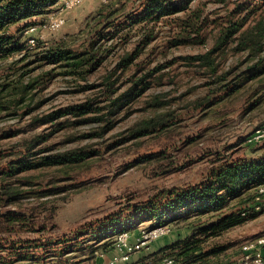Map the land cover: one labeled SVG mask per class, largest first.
<instances>
[{"label": "rangeland", "instance_id": "1", "mask_svg": "<svg viewBox=\"0 0 264 264\" xmlns=\"http://www.w3.org/2000/svg\"><path fill=\"white\" fill-rule=\"evenodd\" d=\"M147 1L83 0L65 13V25L42 33L43 41L38 45L0 60V171L11 170L24 160L34 165L65 152H92L82 164L30 169L10 180L22 183L23 190L31 193L18 206L7 209L33 210L38 219L36 228H41L38 233H26L18 227L9 235L16 246L28 241L46 244L51 256L58 238H74L71 233L86 225L99 231L110 228L115 219H130V214L157 200L160 193L200 182L217 154L250 159L256 156L252 150L264 142L249 143L258 131L264 133V52L255 57L249 51H236L232 39L215 55V77L191 59L214 47L230 16L237 19L258 6L245 30L264 20V6L257 5L258 0H192L176 15L142 24L138 20ZM197 15L201 16L199 32L188 33V41L177 42L188 35L184 33L186 20ZM50 48L89 52L83 58L93 56L100 64L92 72H84L89 68L86 65L72 73L69 70L74 68L64 64L73 60L51 63L43 59ZM130 55L132 64L122 68V59ZM259 62L261 67L254 70ZM254 72L263 73L255 77ZM108 76L116 82L112 95L106 93L104 85ZM145 76L148 85L144 92L122 100L121 108L109 114L112 102L131 89V81ZM87 102L93 111L76 116L75 107ZM164 114L170 115L167 129L132 135L143 122ZM46 115H52L54 121L35 123L36 117ZM160 154L161 158L146 161ZM50 190L61 193L45 195ZM52 206L56 208L55 228L46 219ZM181 214L187 220L172 225L173 233L167 237L170 241L185 238L197 220L209 216L189 217L185 210ZM175 217L166 214L164 220ZM145 222L151 221L138 224ZM43 224H47V231H43ZM139 229L131 230L136 231L133 235ZM263 232L264 212L212 240L229 246L214 264H233L241 244ZM86 238L85 248L99 244L92 237ZM72 258L73 264L84 262L82 251Z\"/></svg>", "mask_w": 264, "mask_h": 264}, {"label": "trees", "instance_id": "2", "mask_svg": "<svg viewBox=\"0 0 264 264\" xmlns=\"http://www.w3.org/2000/svg\"><path fill=\"white\" fill-rule=\"evenodd\" d=\"M190 1L192 0H148L142 6L143 10L138 21L142 24H148L159 21L165 16L176 15L184 11L185 4ZM47 2L48 0H0V60L29 51L24 32L30 25L37 23L32 21L42 15ZM257 3L259 6H264V0H258ZM238 9L243 12L242 7ZM257 9H259L258 6L252 10H247L245 15L237 19L230 16L228 25L221 30L215 40L214 47L205 55L191 58L192 61L202 64L210 71L211 76L215 77L218 73L215 55L223 50L232 39L236 51H249L252 56L259 57L264 52V20H260L252 27L244 30L249 17ZM200 19L201 16L197 15L186 20L184 33H189L191 36L193 32L198 33L202 27L198 24ZM189 34L176 41H188L190 39ZM46 53L47 55L43 59L51 63L73 60V62L64 64L65 67L74 68V70H69L72 73H78L79 69L86 65L89 68L84 72H92L100 64L99 60L95 59L94 61L93 56L83 58L89 52L74 53L50 48ZM132 57L130 55L123 58L121 67L128 69L132 64ZM260 62L255 64L254 70L261 67ZM262 73L254 72L252 75L257 77ZM112 78L113 76H108L104 82L106 93H111V95L117 90L114 88L116 82H113ZM221 78L223 76H219V79ZM146 80L147 76L142 79H133L131 81L132 87L125 92V96L122 95L112 102V110L109 114H113L121 108L122 100L129 101L137 95H141L148 85ZM137 87L140 88L135 92ZM74 111L76 116H85L93 109L91 103L87 102L76 106ZM169 116L164 114L143 122L132 131V135L139 137L154 132H162L171 123ZM54 119L52 115H46L36 117L34 121L37 125H44L50 121L53 122ZM107 123L111 122L107 121ZM104 134L105 130H103ZM97 135L101 137L102 133ZM32 145L30 143V146L34 148L35 146ZM258 145L252 150L256 156L250 159L245 157L234 159L223 154H217V158L212 161L213 166L200 182L160 193L157 200L137 208V212L130 214V219H115L110 228H102L99 231L97 229L91 230L86 225L76 233H71L74 238L68 239L69 236L66 235L63 238H58L57 246L50 251L52 252L51 256H49L50 253L46 244L41 245L35 242L31 244L28 241L26 245L16 246V243H11L9 235L17 232L18 227H22L26 233H38L41 228H36L38 219L33 210H25L22 207L15 210L7 209L9 206H18L20 201L25 199V196L30 192L23 190L22 183H18V181L13 183L10 180L30 169L82 164L92 157V152L80 149L43 158L34 165L28 164L27 160L15 164L11 170L0 171V264H73L72 255L79 251L84 254L85 250L88 249L84 246L85 241L83 239L86 237H92V240L99 243L105 241L98 250L107 253L112 248L114 237L118 233L134 230V227L123 228L122 225L133 221L154 220V223L172 227L173 224L187 220V216H181L183 215L181 210H185L184 215H189V217L201 219L203 216H209L205 220H197L192 226L191 233L185 238L140 259L141 264H161L169 258L173 259L175 264H214V260L226 252L229 246L213 243L212 240L222 237L234 228L247 224L262 213L255 212L253 209L257 191L264 184V142H259ZM162 156L163 154L150 156L146 158V161ZM56 193H61V191L50 190L45 195H55ZM45 195L43 197H47ZM165 197L166 199H164ZM163 200L166 202L163 203ZM235 202H238V207H236L237 204L235 205L236 208L233 207ZM178 211L180 212L176 215ZM55 213L56 208L52 206L46 215L47 222L50 221L53 228L57 227L54 223ZM166 214L176 217L165 221ZM107 222L109 223V220ZM45 230L47 231V224L43 226V231ZM75 239L80 241L74 242ZM10 249H13L10 251L11 254L8 252ZM35 254H42L43 257L35 256ZM88 256L90 257L87 260L96 257L93 250Z\"/></svg>", "mask_w": 264, "mask_h": 264}, {"label": "built area", "instance_id": "3", "mask_svg": "<svg viewBox=\"0 0 264 264\" xmlns=\"http://www.w3.org/2000/svg\"><path fill=\"white\" fill-rule=\"evenodd\" d=\"M83 0H48L44 12L40 16V21L30 25L24 32L28 47H35L38 42L43 41L42 33L55 32L65 25V13L79 6ZM264 133L258 131L256 136L249 139L262 141ZM255 212L264 211V184L257 191L253 204ZM125 230L114 237L112 250L115 255L106 258L105 253L96 251V258L100 259L98 264H141L140 260L134 257L142 251L149 249L151 245L164 237L173 233L169 225L154 223L148 227L142 226L139 231ZM264 232L253 238L247 239L241 244V259L238 264H264ZM161 264H175L173 259H165Z\"/></svg>", "mask_w": 264, "mask_h": 264}, {"label": "crops", "instance_id": "4", "mask_svg": "<svg viewBox=\"0 0 264 264\" xmlns=\"http://www.w3.org/2000/svg\"><path fill=\"white\" fill-rule=\"evenodd\" d=\"M146 223H148L147 225H145ZM152 224H154V220H153V223H152V221L151 222H145V223H143V225L142 226H145V227H148V226H150V225H152ZM142 226H139V224H138V222L137 221H133V222H131V223H128V224H126L125 226H124V228H126V227H130V228H132V227H134V230H136L137 228H139V227H142ZM133 232V231H132ZM134 232H136V231H134ZM262 234V233H261ZM259 235V234H258ZM257 236V235H256ZM168 237V236H167ZM167 237H164V238H162V239H160V240H157V241H155L152 245H151V247L149 248V249H146V250H144V251H142L141 253H139V254H137L135 257H134V260H140V259H143V258H145V257H147L148 255H150V254H152V253H155V252H157V251H159L160 249H162V248H164V247H166V246H168V245H171L172 243H174V242H176V241H178V240H181V239H183V238H177V239H175V240H172V241H170V239H168ZM253 237H255V236H253ZM253 237H251V238H253ZM250 239V238H249ZM105 242L103 241V242H100L98 245H96V246H94V247H92V248H88V249H86L85 250V252H84V262H82V264H98V263H100V259H98V258H96L95 257V259L93 258V259H91V260H87V258L88 257H90V256H88L89 254H90V252L93 250L94 251V254H95V252L96 251H99L98 249H100V247L104 244ZM239 255L237 256V258L235 259L236 261L233 263V264H238V262L240 261V259H241V254H240V252L238 253ZM105 255H106V258L108 259L109 257H112L113 255H115V252L112 250V248H110V250L107 252V253H105ZM263 255H264V250H263Z\"/></svg>", "mask_w": 264, "mask_h": 264}]
</instances>
